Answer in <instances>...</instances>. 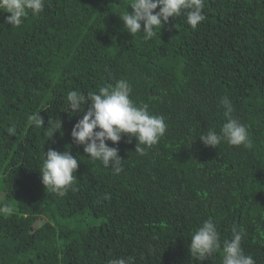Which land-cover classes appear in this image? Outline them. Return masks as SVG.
<instances>
[{"label": "trees", "instance_id": "1", "mask_svg": "<svg viewBox=\"0 0 264 264\" xmlns=\"http://www.w3.org/2000/svg\"><path fill=\"white\" fill-rule=\"evenodd\" d=\"M127 6L45 0L43 11L29 12L19 27L4 23L9 14L0 11V206L13 209L0 215V264L128 257L133 264H222L234 225L245 230L244 253L264 264V0H205L206 18L195 29L184 15L169 18L148 41L123 29L119 15ZM118 79L130 83L135 103L164 117L167 131L143 156L134 152L135 138L106 142L123 160L117 175L72 140L83 113L64 111L68 91L87 95ZM225 96L251 149L199 140L225 123ZM34 113L42 129L30 125ZM59 121L48 138L49 122ZM50 148H67L78 159L75 190L63 197L41 183L38 170ZM209 218L221 250L195 260L191 234Z\"/></svg>", "mask_w": 264, "mask_h": 264}, {"label": "clouds", "instance_id": "2", "mask_svg": "<svg viewBox=\"0 0 264 264\" xmlns=\"http://www.w3.org/2000/svg\"><path fill=\"white\" fill-rule=\"evenodd\" d=\"M205 0H128V6L122 15L123 29L131 36L142 34L144 41L156 35V29L184 15L186 23L195 29L205 20L203 14ZM45 0H0V11L8 13L4 23L19 27L29 12L33 17L38 16L44 9ZM158 11H154L156 9ZM128 9H131L129 11ZM141 22L143 28L141 30ZM132 87L126 79H118L115 84H106L85 95L77 90H70L66 95L67 112L69 116L82 112L71 130V138L77 146H83V152L92 161H99L104 168H111L115 174L124 171L122 159L116 147H110L108 141L117 144L122 136H127L131 142L135 138L134 152L145 155L146 150L158 144L167 131V124L161 115L149 111V104L135 103L131 99ZM85 105L87 109L85 110ZM220 106L223 109L225 123L219 132L209 129L200 134L199 140L205 146L218 147L222 142L229 146L253 147L246 125L235 116L232 101L222 97ZM31 126L42 129L43 118L34 113L29 116ZM61 128V122L47 127V136ZM15 134V127L8 128V135ZM62 135V133H61ZM78 159L69 150L58 152L49 149L44 153L42 165L39 168L41 183L44 189L58 196H65L77 181L75 172ZM13 209L7 205L0 206V215H11ZM232 237L223 242L222 264H255L251 255H246L241 241L246 235L242 227L234 225ZM221 250L220 234L212 219L202 221L201 225L191 234L188 251L195 260H204ZM110 264H133V258L116 259Z\"/></svg>", "mask_w": 264, "mask_h": 264}, {"label": "rangeland", "instance_id": "3", "mask_svg": "<svg viewBox=\"0 0 264 264\" xmlns=\"http://www.w3.org/2000/svg\"><path fill=\"white\" fill-rule=\"evenodd\" d=\"M43 222H44V219H40V220L37 222L36 225L38 226V225L42 224ZM87 223H88V224H94V223H96V220H95V219H92V220H91V219H87Z\"/></svg>", "mask_w": 264, "mask_h": 264}]
</instances>
